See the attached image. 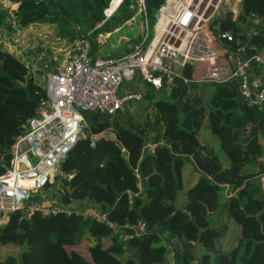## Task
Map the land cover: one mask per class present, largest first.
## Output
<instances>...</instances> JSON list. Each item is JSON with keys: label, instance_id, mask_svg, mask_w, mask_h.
Wrapping results in <instances>:
<instances>
[{"label": "trees", "instance_id": "obj_1", "mask_svg": "<svg viewBox=\"0 0 264 264\" xmlns=\"http://www.w3.org/2000/svg\"><path fill=\"white\" fill-rule=\"evenodd\" d=\"M110 1L0 0V24L9 20L3 23L9 31L15 30L12 20L19 29L47 25L59 41H73L104 19L103 11ZM164 1L144 0L142 15L148 29L153 28ZM110 6L118 7L96 33L132 21L137 1L112 0ZM248 17L264 21V0H241L239 19L245 21ZM217 22L247 43V53L264 49V28L247 33L248 27L243 30L221 18ZM141 26L145 29L144 19ZM103 40L110 46L116 43L113 39ZM91 42L94 56L99 47L96 35ZM131 45L110 55L126 54ZM41 75L39 70L32 73L20 58L0 47V163H8L11 144L46 99V73ZM184 75L187 81L177 78L169 88L171 100L154 98L153 91L166 89L155 90L149 85L148 104L141 109H126L122 116L83 111L90 132L112 129L115 140L99 139L95 147L90 146L89 138L77 141L61 164L62 171L71 175L62 180V191L55 185L48 186L46 198H55L60 205L70 206L77 200L101 204L110 221L127 225L124 231L129 239L121 241L105 223L74 212H14L0 224V247L30 244L34 248H25L19 258L7 255L0 264H167L164 238L174 243L176 264H189L196 246L202 248L200 264H264V110L241 99L232 82H194L189 67ZM35 76L43 77L42 84ZM207 87H214L209 98ZM148 109L151 112L140 121L138 116ZM205 119L229 159L227 166L200 135ZM147 144H155L153 153L143 149ZM187 159L192 160L199 176L187 187L182 205L177 206L184 189ZM135 168L142 184L138 195H134L140 181ZM3 170L0 166V173ZM128 191L133 194L131 203ZM220 214L225 221H219ZM139 221L146 227L136 234L132 226ZM229 221L236 224L239 237L227 252H216ZM86 237L90 240L91 260L66 250L83 244ZM126 250L135 255L125 256Z\"/></svg>", "mask_w": 264, "mask_h": 264}, {"label": "built area", "instance_id": "obj_2", "mask_svg": "<svg viewBox=\"0 0 264 264\" xmlns=\"http://www.w3.org/2000/svg\"><path fill=\"white\" fill-rule=\"evenodd\" d=\"M136 1L143 14L144 0ZM111 3L112 0L103 11L104 19L76 36L63 63L47 72L46 99L11 144L8 163H0L4 168L0 173V221H6L14 212H74L105 223L121 241L129 239L124 231L127 225L118 226L110 221L96 201L77 200L64 206L55 198H46L48 186L55 185L56 190L62 191V180L71 177L62 171L61 164L77 141L89 138L90 146L95 147L99 139L115 140L112 129L90 132L83 111L122 116L130 103L144 100L141 91L128 87L121 90L123 82L138 78L155 90L170 88L177 78L188 80L184 70L189 67L198 70V75L192 77L194 82H232L241 99L264 110V49L247 53L246 42L237 39L231 29H222L220 22L214 23L221 18L236 25L241 13L240 0H165L156 13L152 35L149 36L145 19L142 41L133 42L131 51L120 56L103 50L109 48H105L103 38L114 30L96 33L119 6L112 10ZM248 20L259 25L247 33L264 28L263 20L248 17L245 21ZM93 35L99 43L94 56ZM154 147L155 144H147L143 149L153 153ZM134 173L140 180L137 168ZM137 188L134 195L142 193L141 180ZM132 196L128 191L130 203ZM145 227L142 221L132 226L136 234ZM166 250L167 255H173L170 264H176V249L166 245ZM194 254L189 264H200L197 248Z\"/></svg>", "mask_w": 264, "mask_h": 264}, {"label": "rangeland", "instance_id": "obj_3", "mask_svg": "<svg viewBox=\"0 0 264 264\" xmlns=\"http://www.w3.org/2000/svg\"><path fill=\"white\" fill-rule=\"evenodd\" d=\"M143 19L145 22V18L143 17L141 13H138V9H137L136 13L134 14V18H133L134 26L131 29V32L133 34L134 33L136 34L132 36L131 38L124 40L119 45H115V46H110V44L106 45L105 48L109 47L107 50L104 49L103 48L104 46H103L102 47L103 50L105 51L109 50L110 51L109 54H117L125 50L127 47H129L133 42H141L143 39L142 32L143 31L146 32V30L142 29V26H141ZM5 21H9V20H4V22H2L0 25H2L3 23L5 24L6 23ZM10 22H12V27L15 28L14 33H16V35L11 36L12 32L7 33L5 30V33L0 37V47L4 48L6 51H10L11 53L16 54L15 56L19 57L20 60L24 62L34 74H36L39 70L40 73L42 74L41 76H43L45 73L47 74V72H49L54 66L60 65L61 63H63V61L68 56L69 50H71L73 47L72 45L73 41H67V39L64 41H61V40L59 41L56 34L53 32L52 29H49L47 25L33 26L26 30H21V29L18 30L19 28H17L18 27L17 22L14 20ZM235 24L237 26L243 27V30H245L248 27L246 31L251 30V28L255 25H259L251 20L244 21V20H239V19L236 21ZM130 27L131 25L130 26L128 25L127 29H124L122 31L121 37H124L123 35L125 36L128 35L129 33L128 29ZM148 33H149V36L152 35V28L149 27ZM134 38L135 40L132 41V39ZM130 39L131 41L127 42ZM35 78L37 82H39L40 84H42V82L44 81L43 77L35 76ZM129 83H133V82H123L121 85V90L127 88V86L136 88L135 84H129ZM148 90H151V88L144 87L140 89V91L142 92L144 96V100L130 103L127 109L134 111L136 109L137 110L141 109L142 107L147 105L148 100L146 97V93ZM205 91H206V98H209L214 91V87H207ZM168 94H169L168 88L165 90V92L153 91L154 98H163V99L171 100V97ZM147 112H151V109H148L143 115L138 116V119L140 121H144ZM200 135L202 139L204 140V142L210 144L213 147L215 153L221 160L222 164L224 166H227L229 164V159L222 151V148L220 146L217 136L209 130L208 122L206 119L204 120L202 124ZM191 167L192 165H189V166L187 165L186 167L187 170L186 172H184V187L188 186L190 184V180L196 177V174L192 171ZM179 196L181 197V201H183L184 199L183 192H180ZM223 198L224 197H222V199ZM181 201L177 202V206L181 204ZM223 218H226V217H223V214H220V219H223ZM4 222L6 221H0V224ZM238 234L239 232L237 230L236 224L233 221H231L229 224L227 235L221 238V241L217 245L216 250L218 251L229 250L233 245H235ZM87 240H88V237L84 239V243L82 245H78L75 247H66V250L68 252H70V250H74L80 255H82L84 258H86L87 260H91L89 250H88L90 240L88 241ZM163 241L165 244L170 243V242L168 243L166 240H163ZM25 248H34V246L30 244H26V245L25 244L23 245L9 244V245L2 246L0 247V259H4L7 255H13L15 258H19L21 252ZM134 255L135 254L133 251L126 250L125 256H134ZM172 260H173V255L172 254L167 255L166 263L170 264Z\"/></svg>", "mask_w": 264, "mask_h": 264}, {"label": "crops", "instance_id": "obj_4", "mask_svg": "<svg viewBox=\"0 0 264 264\" xmlns=\"http://www.w3.org/2000/svg\"><path fill=\"white\" fill-rule=\"evenodd\" d=\"M241 1V0H240ZM139 13V12H138ZM130 26L131 25V27L128 29V38L127 39H129V38H131L134 34L131 32V29H132V27L134 26V21L132 20V22H127V23H125V24H122L120 27H118L117 29H115L114 31H113V33H110V35L108 36V37H105L104 39H113V40H115L116 41V43L113 45V46H115V45H119V44H121L124 40H126V39H123V37H121V33H122V31L124 30V29H127V26ZM26 29H29V28H26ZM26 29H21V30H26ZM5 30H6V32L7 33H10V32H12V35L11 36H14V35H16V33H14V31H9V30H7L6 29V27H5V25L4 24H2L1 26H0V37L5 33ZM18 30H20V29H18ZM123 36H125V35H123ZM117 37H118V39H117ZM14 38V37H13ZM121 39V40H120ZM120 40V41H119ZM61 41H63V40H61ZM119 41V42H118ZM4 49V48H3ZM8 52H10V51H8ZM11 53V52H10ZM120 53V52H119ZM11 54H13V53H11ZM14 56L16 55V54H13ZM17 56H19V55H17ZM19 58V57H18ZM198 75V70L197 71H192V77H194V76H197ZM127 84V83H126ZM129 84H135L136 85V88H132V87H130V86H127V87H129V88H132V89H136V90H138V91H140V89H142V88H147V87H149V85H144L143 83H141L140 82V80L138 79V78H135V80H134V82L133 83H129ZM201 84V83H200ZM165 89H167V88H165ZM169 89V88H168ZM187 165L189 166V165H192V171L196 174V177L194 178V179H192V180H190V184L189 185H193L195 182H196V180H197V178H198V176H199V171H198V169L196 168V166L194 165V163L192 162V160L191 159H187V164H186V167H187ZM186 167H185V171L184 172H186ZM264 176V175H263ZM183 180H184V173H183ZM262 183H264V181H262ZM188 185V186H189ZM188 186H186V187H184V189H182L180 192H183V194H184V199H183V201H181V197L179 196V198H178V202H180L181 201V204L180 205H182V203L184 202V200H185V191H186V189H187V187ZM226 220V218H223V219H219V221H225ZM230 222L231 221H229V224H230ZM237 230H238V228H237ZM239 232V231H238ZM227 233H228V231H227ZM227 233H226V235H227ZM225 235V236H226ZM224 236V237H225ZM238 237H239V234H238ZM237 237V238H238ZM163 240H165V238L163 239ZM221 241V239L220 240H218V242H217V245L219 244V242ZM236 241H237V239H236ZM163 244H165L164 243V241H163ZM80 245H82V244H80ZM166 245H169L172 249H174L175 250V248H174V243L171 245V243H169V244H165V246ZM234 246V245H233ZM232 246V247H233ZM196 248L198 249V253L200 252V250L202 249L200 246H196ZM217 249V248H216ZM228 251V250H227ZM227 251H222V252H227ZM216 252H218V250H216ZM167 264H169V263H167Z\"/></svg>", "mask_w": 264, "mask_h": 264}, {"label": "bare ground", "instance_id": "obj_5", "mask_svg": "<svg viewBox=\"0 0 264 264\" xmlns=\"http://www.w3.org/2000/svg\"><path fill=\"white\" fill-rule=\"evenodd\" d=\"M110 7H111V9H112V6H110ZM112 10H114V9H112ZM138 12L141 13L140 11H138ZM129 22H132V21H129ZM129 22H128V23H129Z\"/></svg>", "mask_w": 264, "mask_h": 264}, {"label": "water", "instance_id": "obj_6", "mask_svg": "<svg viewBox=\"0 0 264 264\" xmlns=\"http://www.w3.org/2000/svg\"><path fill=\"white\" fill-rule=\"evenodd\" d=\"M119 4H120V3H119ZM227 21H228L229 23H231V20H230V19H228Z\"/></svg>", "mask_w": 264, "mask_h": 264}]
</instances>
